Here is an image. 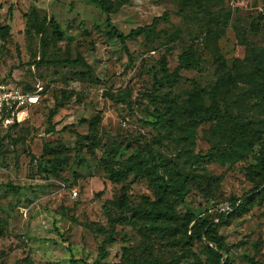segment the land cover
Wrapping results in <instances>:
<instances>
[{
	"label": "rangeland",
	"instance_id": "obj_1",
	"mask_svg": "<svg viewBox=\"0 0 264 264\" xmlns=\"http://www.w3.org/2000/svg\"><path fill=\"white\" fill-rule=\"evenodd\" d=\"M110 1L124 35L167 21L124 49L89 0H0V83L35 100L0 130V264H215L204 242L132 215L156 200L152 178L177 175L187 176L180 216H228L223 264H264V200L230 215L232 199L262 184L264 79L250 75L264 53L261 1ZM162 58L173 85H157ZM151 96L163 114L155 130L142 125L156 121ZM214 147L215 159H197Z\"/></svg>",
	"mask_w": 264,
	"mask_h": 264
},
{
	"label": "trees",
	"instance_id": "obj_2",
	"mask_svg": "<svg viewBox=\"0 0 264 264\" xmlns=\"http://www.w3.org/2000/svg\"><path fill=\"white\" fill-rule=\"evenodd\" d=\"M262 8L264 10V0H260ZM89 4L97 7L101 13L105 16L106 26L109 30L108 35L110 38L116 39L121 46L126 49V43L133 41L136 37L146 28H151L156 25L159 21H167V16L163 15L161 17H156L152 20L150 26L146 28H136L131 30L128 34L124 35L120 33L111 22V14L114 13V5L110 0H89ZM200 8L197 0L194 1V5ZM259 19L264 22V16L260 14ZM259 29L258 24L253 28L256 32ZM7 33V27L0 26V38H3ZM253 58V69L252 74L256 75L261 79H264V53H254ZM82 63L81 59H75L73 61H51V62H33L27 65H57V64H68V65H79ZM177 73H168L166 65L164 64V58H162L161 63V76L157 82L158 86H161L163 82L168 85H173L177 81ZM150 104L153 108V112L156 116L155 123L142 122V125L153 128L154 130L161 125V120L163 114L158 110V102L154 96L150 97ZM53 114L49 115L48 118V129L46 133H53L54 128L51 125V119ZM231 126L235 129L236 134L230 141L232 145H240L243 142V136L240 130L237 128V120L233 119ZM13 128V127H12ZM238 133V134H237ZM217 150L212 148L204 156H199L197 159L200 161H210L215 159ZM194 163H197L194 161ZM133 169L129 170L132 173ZM249 173H255L251 170ZM257 173L262 177V184L253 190L243 194L240 198L232 199L230 202V215H240L244 211L248 204L254 201L256 198L259 201L264 200V169L260 166L257 167ZM158 176L152 178L154 183V189L156 191L157 198L154 202L150 203L147 207H136L132 209V215L139 220L148 222L153 228L159 231L171 232L173 230L177 231L184 236H187L190 241L204 242L207 248H210L213 252L214 263L223 264L229 258V256L234 252V246H229L225 243L224 238L218 234V228L226 224L228 216H221L216 222L212 220L196 218L191 213H186L180 216L175 207L183 203L184 197L186 195L185 187L187 183V176L169 177L166 181L157 183ZM115 219H110L109 224V234L104 243L111 241L114 235V223ZM103 250V248H102ZM249 262V260H248Z\"/></svg>",
	"mask_w": 264,
	"mask_h": 264
},
{
	"label": "built area",
	"instance_id": "obj_3",
	"mask_svg": "<svg viewBox=\"0 0 264 264\" xmlns=\"http://www.w3.org/2000/svg\"><path fill=\"white\" fill-rule=\"evenodd\" d=\"M31 97L11 84L0 83V130L6 131L20 125L27 118V105ZM75 195V193H74Z\"/></svg>",
	"mask_w": 264,
	"mask_h": 264
},
{
	"label": "bare ground",
	"instance_id": "obj_4",
	"mask_svg": "<svg viewBox=\"0 0 264 264\" xmlns=\"http://www.w3.org/2000/svg\"><path fill=\"white\" fill-rule=\"evenodd\" d=\"M30 100H31L30 102H34L35 101L34 99H31V98H30Z\"/></svg>",
	"mask_w": 264,
	"mask_h": 264
}]
</instances>
